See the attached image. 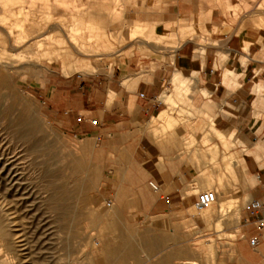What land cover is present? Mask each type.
<instances>
[{
	"label": "rangeland",
	"instance_id": "obj_1",
	"mask_svg": "<svg viewBox=\"0 0 264 264\" xmlns=\"http://www.w3.org/2000/svg\"><path fill=\"white\" fill-rule=\"evenodd\" d=\"M67 1H71L69 2L70 5H62L57 0H43L44 3L42 0H24L26 7L24 8V12L27 16L30 14L29 19H31L30 22L25 23L29 36L27 35L23 42L22 40L18 44L14 42V48L10 45L8 46L9 51L13 54L8 52L7 56H10L11 60H4L10 65L7 73L11 80V84L5 92L9 93L10 98L12 97V101L16 104L17 111L15 114L35 117L41 127V133L44 135L46 144H53L55 150L57 149V152L60 154L58 164L61 172L56 181L68 184L71 186V189L80 190L78 181L80 174H76V176L74 168L79 165L80 160H83L86 163H84L85 168H88L86 169L87 173H96L98 187L89 195L88 202H84V198H76L77 217L72 222L67 221L59 212L55 211L54 213L50 207L55 202L54 199L57 198L59 201V199L63 198V193L59 191V195L61 196L57 197L58 192L53 193L52 182L40 170L43 167L41 161H48L49 156H41L36 159L31 151H27L32 146L31 142L21 145V143L18 144L16 139L11 138L12 136L6 137L9 142L13 143L7 144V142H4V144L0 145H4V148H12L14 151L10 155L12 159L7 164V167H10L12 163H16L15 166H18L21 171L15 173L16 167L14 170L13 166L11 171L12 176L4 175V179L6 180L4 182L2 179L1 182L6 183L10 177L11 181L14 178H21L20 181L18 180L20 183L18 190L21 191V187H24L21 191L22 194L24 193L23 197L19 196L17 198L20 212L15 213L18 209L13 206L15 205L13 198H10L12 203L8 206L14 214L12 219L14 221L13 231L16 233L14 239L17 240L19 238L17 241H21V245H26L23 249L28 248V250L24 251V254L33 250L29 254L40 260L38 264H158L160 259L154 257V254L145 247V241L149 240L152 236L156 237V235L151 233L150 228H144L143 223L133 226L131 220L124 219L120 214V219L115 218L113 221L111 217L109 219L106 216L103 217L101 219L103 222L99 226L94 225L91 221V214L93 212L98 215L111 213V209L107 205L110 201L113 203L112 208L119 206L118 194L113 190L114 187L112 189L109 187L110 185L112 186L113 182H117L119 178L118 164L136 161L135 158L140 157L139 151H137L138 148L140 149L141 146L149 148L153 146L154 148H159L162 152L176 150L184 153L190 157L191 164L204 165L206 173L202 177L207 179L206 183L213 182L208 187L206 185H199L191 189L188 193L191 197L190 201L192 200L191 209L187 213H184L179 220L180 225L190 233V251L194 250L197 251L196 254L198 253L194 258L196 264H259V261L244 260L243 257L237 254V249L239 248L252 253L242 242L247 243L248 247L253 250L258 248L250 245V239L254 236L262 239L261 245L264 243V227H260V230L257 227L250 231L247 230L248 226L253 225V223H247L249 215L248 207L253 201L254 194L260 189L259 182L258 180L254 181L256 176L250 173L248 168L250 180L248 181V185L245 186L244 178L240 170L238 171L237 163H234L237 172L234 173L229 161H224L222 158L225 155L231 156L233 159L244 158L247 167L256 163L261 168H264V157L257 159L254 154L250 153L251 150L256 148V143L264 139V119L260 120L259 116L264 111V108L257 107L254 104L257 121L250 124V129H241L235 123L228 122L234 115V108L220 109L214 102H211V91H208L203 86L205 81L201 75L194 72H183L190 81L188 85L192 84L183 100L173 105H165L164 103L166 102L163 100L167 95L173 96V93H175V85L172 79H174L179 69L174 68L173 64L176 62L179 48L186 43H191V46H194L196 50V55L204 58L209 51L208 49L216 48L215 46L218 43L211 38L210 33L204 27L189 26L182 23L173 29L156 30V26L150 20V0ZM118 3L120 4L118 5ZM79 4L82 8H80ZM81 4L85 6L83 7ZM238 4L237 6L234 2L228 3V13L238 16L242 13L246 14L249 11L248 16L260 18L256 28H264V23H261V20H264V0H239ZM261 4L262 7L259 9V5ZM46 5L50 6L46 7ZM75 6L77 8H75L76 11L74 10ZM118 6L121 8L119 9ZM18 8V5H16L14 12H17V16L11 17L9 26H12L15 21L19 22ZM116 9L118 10L117 12L122 9L123 13L120 11L117 17L110 15L113 14L112 10L116 12ZM244 11L246 12L244 13ZM79 13L87 22L96 23L98 26L104 28L111 42V46L108 47L109 49L96 46L94 34L87 31L84 33V37L88 40L90 52L81 54L76 51L75 46L70 42L71 37L67 30L68 25L72 21L73 14L80 15ZM58 16H61V19ZM34 21L38 24L34 23ZM41 21H43L42 24ZM138 25L141 34H138L137 38H133L132 40L130 39V33ZM30 26L32 27L31 30ZM19 29H15L16 37H18ZM141 30H144V33ZM115 37L118 40H115ZM41 41H44L43 47ZM35 47L37 48L35 49ZM93 48H96L94 49L95 52L91 50ZM53 52L59 53H56V55ZM71 52L73 54L70 55ZM30 53L32 55L36 54L38 61L28 62L31 57ZM95 53L97 55H94ZM14 54L15 56H13ZM50 55L51 58L48 59ZM217 56L214 69L220 70L224 75V68L230 65L236 74L233 77L234 79L231 78L230 84L226 85L238 88L240 86V79L244 78L242 71L234 67L230 62L228 54L217 53ZM25 58L27 59L25 60ZM245 59H241L242 62H246L244 66L249 61ZM4 61H0V68L6 67ZM87 61L90 62V66L87 65V67L82 68L83 64H88ZM107 79H114L122 86H125V88H128L130 83H132L131 81L134 82L136 79H139V82L143 81L157 85L158 91L154 97L157 109L150 113L142 127L134 128L136 126L126 125L124 129L113 131L111 134L109 132L100 134L80 131L78 115L71 118V120L73 119L72 122H74L73 125L77 127L69 128L64 126L61 121L66 111L64 96H75L78 93H85L88 85L96 84L99 86ZM128 80L129 83L126 82ZM114 97V94L110 96V102H112ZM204 105H211L213 108L205 114L201 111ZM164 109L168 110V116L159 120H153V117H157ZM137 114H140V108H137ZM169 115L171 116L169 117ZM216 129L226 135L224 140L218 136ZM141 134L144 136L143 139L142 137H138ZM245 136H247L245 139L248 140H246L247 145H241L238 140L244 139ZM244 150H247V152H243ZM199 156L203 157L198 158ZM1 162L2 159L0 157ZM21 173H23L24 177H21ZM81 176L86 177V174L81 173ZM220 177L224 185L220 183ZM99 187L100 190L98 189ZM205 191H216L215 193L219 199V202L215 205V209H217L215 210L216 214L214 213L208 221L200 218L199 213L194 208L196 194ZM1 198L3 199L0 194V204L5 202L3 204L7 205V201L4 200L5 198L3 200ZM219 204H223L224 207L219 206ZM222 209H224V212ZM217 214H224V216L221 215L222 217H219ZM21 216L23 220H21ZM218 221H221L220 224L222 226L217 223ZM21 235L27 236L22 237ZM29 240L34 242V244L29 242ZM130 240L131 242H129ZM106 244L107 247H112V254H103L102 249H104ZM33 246L36 247L33 248ZM211 246H213L215 253L206 255L205 251ZM40 247L43 250H40ZM140 247H145L147 254L153 256L150 261L147 260L146 256L142 255ZM128 248H136L138 250L137 259L129 254ZM34 253L36 254L34 255ZM199 253L202 254L199 255ZM107 256L110 257L107 258ZM24 261V264H29L27 261H30V257ZM182 263L185 262H178L176 264Z\"/></svg>",
	"mask_w": 264,
	"mask_h": 264
},
{
	"label": "crops",
	"instance_id": "obj_2",
	"mask_svg": "<svg viewBox=\"0 0 264 264\" xmlns=\"http://www.w3.org/2000/svg\"><path fill=\"white\" fill-rule=\"evenodd\" d=\"M233 2L239 5V0H150L149 10L151 23L158 31L173 29L182 23L207 29L211 38L218 43L216 48H209L202 58L196 55L191 43H186L177 51L173 67L182 73H199L205 81L203 86L211 91V102L220 109L233 107L234 115L228 122L245 130L257 121L254 109L257 95L254 88L257 84L264 85V28H256L260 18L248 16L249 11L238 16L229 14L227 4ZM246 45H249L248 50ZM217 53H229L230 62L242 71L244 78L240 79L238 88L226 85L224 75L214 69ZM242 58L249 60L246 66L242 64ZM157 91V85L143 81L130 83L125 88L118 81L107 79L99 86L88 85L85 93L64 96L66 111L61 121L64 126L75 128L77 126L73 125L71 118L78 115L80 131L100 134L120 131L126 125L142 127L150 113L157 109L154 100ZM112 94L115 97L110 102ZM207 107L210 110L213 108L204 105L202 109ZM137 108H140V114H137ZM259 116L263 120L264 111ZM138 137L144 138L143 134ZM137 151L140 157L135 158L136 161L118 164L119 178L109 186L111 189L114 187L113 190L118 194L120 215L131 220L133 226L143 223L144 228H150L151 233L156 235L145 243L151 246L154 257L160 259L158 264L187 262L191 258L190 233L180 225L179 220L191 209L192 200L187 193L195 186L208 183L202 177L206 168L204 165L191 164L190 157L176 150L162 152L153 146H141ZM248 168L256 176L254 179L258 180L260 187L252 200L264 204V168L256 163ZM151 182L158 183L159 192L152 189ZM262 219L264 211L259 215H248L247 223L253 225L248 226L247 230L255 227L259 229V220ZM242 244L255 255H260L259 260L264 262V243L254 250L247 243Z\"/></svg>",
	"mask_w": 264,
	"mask_h": 264
},
{
	"label": "bare ground",
	"instance_id": "obj_3",
	"mask_svg": "<svg viewBox=\"0 0 264 264\" xmlns=\"http://www.w3.org/2000/svg\"><path fill=\"white\" fill-rule=\"evenodd\" d=\"M35 1V0H34ZM50 1V0H48ZM59 3H61L62 5H70L69 2L71 1H67V0H57ZM82 1V0H81ZM97 1V0H96ZM109 1V0H108ZM118 1V0H117ZM116 1V3H117ZM43 2V0H42ZM79 2V1H78ZM104 2V1H103ZM113 2V1H112ZM44 3V2H43ZM46 3V1H45ZM74 3V2H73ZM42 4V3H41ZM52 4V3H51ZM120 3H118L119 5ZM125 4V3H124ZM123 4V5H124ZM18 5V9H19V12H18V18H20L19 22L17 23L15 20L14 24H12V26H9V20H11V17H15L17 16V12L15 13L14 12V8L15 6ZM28 5V4H27ZM36 5V4H35ZM43 5V4H42ZM82 5V4H81ZM32 6V5H30ZM34 6V5H33ZM47 6H50V5H46ZM80 6V4H79ZM83 7L85 6L84 4L82 5ZM121 6V5H120ZM45 7V6H44ZM52 7V6H51ZM66 7V6H65ZM64 7V8H65ZM73 7V6H72ZM71 7V9H72ZM262 7V4L259 5V9ZM24 8L25 7V4H24V0H0V61H9L11 60L10 56H7V53L8 52H11L9 51V48L8 46L10 45L11 47L14 48V42H20V40H23L27 37V35L29 34L28 33V29H26L25 27V23L27 22H30L31 19H29V15L27 16L24 12ZM31 8V7H30ZM50 8V7H49ZM63 8V7H62ZM76 6L74 7V10H75ZM80 8H82L80 6ZM104 8V7H103ZM119 8V6H118ZM121 8V7H120ZM119 8V9H120ZM258 8V7H257ZM29 9V8H27ZM53 9V8H52ZM54 9H56L54 7ZM68 9V8H67ZM77 9V8H76ZM88 9V8H87ZM264 9V8H263ZM26 10V9H25ZM69 10V9H68ZM90 10V9H88ZM122 10V9H121ZM120 10V11H121ZM50 11V9H49ZM76 11V10H75ZM79 11V10H78ZM84 11V10H83ZM86 11V10H85ZM108 11V10H107ZM113 11V12H112ZM111 12L113 14H110V15H114V16H118L120 11L117 12L118 10L116 9V12H114V10H112ZM52 12V11H50ZM55 12V11H54ZM96 12V11H95ZM122 12V11H121ZM258 12V11H257ZM33 13V12H32ZM38 13V12H37ZM44 13V12H43ZM53 13V12H52ZM77 13V12H75ZM82 13V11H81ZM85 13V12H84ZM123 13V12H122ZM72 14V13H71ZM80 14V13H79ZM83 14V13H82ZM86 14V13H85ZM32 15H35V14H32ZM39 15V14H38ZM58 15V14H57ZM46 16V15H44ZM43 16V17H44ZM86 16V15H85ZM35 17V16H34ZM42 17V16H40ZM57 18V16H55ZM59 17V16H58ZM61 17V16H60ZM59 17V19H61ZM111 17V16H110ZM121 17V16H120ZM16 17V19H18ZM31 18V17H30ZM52 18V17H51ZM62 18H63V15H62ZM66 18V17H65ZM69 18V17H68ZM113 18V17H112ZM119 18V17H118ZM116 18V19H118ZM48 19H50V17H48ZM53 19V18H52ZM87 19V18H86ZM93 19V18H92ZM13 21V19H12ZM54 21V20H53ZM66 21V20H64ZM94 21V20H93ZM36 21H34L35 23ZM43 21H41V24H42ZM51 22V21H50ZM56 22V21H55ZM37 23V22H36ZM261 23H264V20H261ZM38 24V23H37ZM134 24V23H133ZM29 25V24H28ZM40 25V24H39ZM62 25V24H61ZM100 25V24H99ZM36 26V25H34ZM33 26V27H34ZM38 26V25H37ZM60 26V25H59ZM64 27V25H62ZM39 27V26H38ZM146 27V26H144ZM262 27V26H261ZM17 28H20L19 29V34H18V37L15 36V29L17 30ZM31 26H30V30H31ZM48 28V27H47ZM60 28H62L60 26ZM147 28V27H146ZM144 28V29H146ZM142 29V27H141ZM36 30H39V29H36ZM44 30V29H43ZM49 30V29H48ZM47 30V31H48ZM66 30V29H65ZM42 31V30H41ZM58 31V30H57ZM69 31V36L71 37V41L72 44L75 46L76 48V51L79 52V53H88L90 52L89 51V46H88V43H87V39L86 37H84V33H86L87 31L90 32L91 34H94L95 36V40H96V46H98L99 48H108L109 46H111V42L109 41V38L107 36V34L105 33L104 31V28L101 27V26H98L96 23H93V22H87L85 20V18L83 16L80 15H74L72 16V21L70 22V24L68 25V30ZM142 31V30H141ZM144 31V30H143ZM142 31V33H144ZM39 33V32H38ZM50 33V32H49ZM53 33V32H52ZM90 34V35H91ZM109 34V33H108ZM138 34L140 35V27L139 25L138 26H135L134 29L131 31L130 33V39L133 40V38H137ZM41 35V34H40ZM66 35V34H65ZM29 36V35H28ZM42 36V35H41ZM50 36V35H49ZM55 36V35H54ZM113 36V35H112ZM119 36V35H118ZM123 36V35H122ZM57 37V35H56ZM62 37V36H61ZM125 37V36H124ZM48 38V36H47ZM116 38V37H115ZM119 38V37H118ZM28 40V39H27ZM32 40V39H31ZM38 40V39H37ZM62 40V39H61ZM60 40V41H61ZM67 40V39H65ZM93 40V39H91ZM114 40V39H113ZM112 40V41H113ZM115 40H118L117 38ZM51 41H52V38H51ZM64 41V39H63ZM121 41V40H120ZM30 42V41H28ZM41 45L43 44L44 41H41ZM59 42V41H57ZM67 42V41H66ZM94 42V41H93ZM92 43V42H91ZM40 44V43H39ZM60 44V42H59ZM90 44V43H89ZM29 45V44H28ZM91 45V44H90ZM37 46L39 47V45L37 44ZM47 47H49L48 45H46ZM112 46H113V43H112ZM43 47V45H42ZM46 47V48H47ZM91 47V46H90ZM93 47V46H92ZM180 47V46H179ZM246 50L249 49V45H246ZM37 47H35L36 49ZM41 48V47H40ZM38 48V49H40ZM74 48V47H73ZM28 49V48H26ZM96 48H93L91 50H94ZM109 49V48H108ZM112 49V48H111ZM14 50V49H12ZM25 50V49H24ZM30 50V49H29ZM48 50V49H47ZM101 50V49H99ZM50 51V50H48ZM64 51V49H63ZM98 51V50H97ZM37 52V51H36ZM40 52V51H39ZM95 52V50H94ZM101 52V51H100ZM98 52V53H100ZM175 52V51H174ZM247 52V51H246ZM12 53V52H11ZM55 53V52H53ZM53 53H51L53 55ZM57 53V52H56ZM55 53V54H56ZM59 53V52H58ZM57 53V54H58ZM93 53V52H92ZM91 53V54H92ZM13 54V53H12ZM19 54V53H17ZM26 54V53H25ZM56 54V55H57ZM73 54L72 52L70 53V55ZM229 54V53H228ZM31 57L29 58L28 62H33V61H38V56H36V54L32 55V53H30ZM39 55V54H37ZM94 55H97L96 53ZM102 55V54H101ZM106 55V54H105ZM15 56V54L13 55ZM19 56V55H18ZM24 56V55H23ZM29 56V55H28ZM89 56V55H88ZM12 57V56H11ZM17 58V57H15ZM51 58V55L48 59ZM67 58V57H66ZM80 58V57H79ZM78 58V59H79ZM92 58V57H91ZM101 58V57H100ZM18 59V58H17ZM24 60V58H22ZM27 58H25L26 60ZM56 59V58H55ZM226 59V58H225ZM73 60V59H72ZM82 60V59H81ZM85 60V58H84ZM246 60V59H245ZM51 61V60H50ZM61 61V60H60ZM74 61V60H73ZM72 61V62H73ZM89 61V60H88ZM88 64H83L82 65V68L83 67H87L90 66V62H88ZM5 62V61H4ZM27 62V63H28ZM71 62V63H72ZM80 63V61H78ZM19 63V62H18ZM26 63V64H27ZM41 63V62H40ZM78 63V64H79ZM245 61L242 62L243 65H245ZM74 64V63H72ZM5 65L6 67L4 68H0V144H4V142H7V144H10V143H13V142H9L8 141V137H11L13 139H16L18 141V144L21 143L24 144V143H27V142H31L32 146L30 148L27 149V151H31L32 154L35 156V158H40L41 156H46L48 157V161H41V165L43 166L42 168H40V170H42V174L48 178L50 180L51 185L53 186V193L54 192H58V196H61L59 195V191L62 192L61 194L63 195L62 199L58 201V199H54L55 202L53 204H51V209H53L52 211H57L60 213V215L64 216V219L66 218V220L69 222H72L76 219L77 217V214H76V203H75V200L76 198L78 197H81V198H84V202L87 201V199L89 198V195L91 193L94 192V189L98 187V180L96 179V173L95 174H90V173H87V170L88 168H85L84 166V161L83 160H80L79 161V165L74 168L75 170V175L76 174H80V178L78 179L79 181V186H80V190L79 189H71L68 184H65V183H59L56 181V178L59 177L60 175V168H59V160H60V154L57 152V149L55 150V147L53 146V144H46V140L44 139V135H42L41 133V127L40 125L38 124V122L36 121V118L35 117H31V116H25L24 114H20V115H17L15 114L16 111H17V107H16V104L14 101H12V97L10 98V95L8 92H5V90L10 86L11 84V80H10V77L8 75V69L10 68V65L9 63L5 62ZM69 65V64H68ZM77 65V64H76ZM75 66V64H74ZM92 66V65H91ZM30 68V67H29ZM77 68V67H75ZM67 69V68H66ZM85 69V68H84ZM68 70V69H67ZM15 71V70H13ZM71 71V70H70ZM73 71V69H72ZM16 72V71H15ZM17 73V72H16ZM22 73V72H21ZM67 73V71H66ZM68 74V73H67ZM235 71L233 70V68L230 66V65H227L225 68H224V83L225 84H230V81L232 80L231 78H233L235 76ZM174 75V74H173ZM237 76V75H236ZM174 77V76H173ZM234 79V78H233ZM137 80V79H136ZM131 81L132 84H138L139 82V79L137 81ZM129 83V81H126ZM172 82L173 84L175 85V93H173L174 95L173 96H170V95H167V97H165V102L168 104V105H173V104H176L178 103V101L180 100H183L185 98V95H186V92H188L187 90L189 88H191L192 84L188 85L189 84V80L188 78L181 72V71H178V73L175 75L174 79H172ZM232 83V82H231ZM232 85V84H231ZM234 85V84H233ZM252 89V88H251ZM254 93L257 95V100H255V106L257 107H263L264 108V85L262 84H257L254 88ZM164 95V94H163ZM163 98V97H162ZM11 99V101H10ZM26 106V105H25ZM210 108L207 107V108H204V109H201V111L205 114H207L209 111ZM32 111V110H31ZM166 116H168V110L164 109L157 117L153 118V120H159L160 118H166ZM171 115H169L170 117ZM172 118V117H171ZM167 122V121H166ZM165 122V123H166ZM169 123V122H167ZM42 124V123H41ZM233 128V127H232ZM217 130V134L218 136L224 140L226 138V135L221 132V131H218ZM223 131V130H222ZM48 136V135H47ZM7 137V138H6ZM247 136L244 137V139H241V140H238L239 143L241 145H247V139H245ZM247 140V141H246ZM12 141V140H10ZM15 142V141H14ZM231 142V141H230ZM250 142V141H249ZM88 143V142H87ZM17 144V143H16ZM29 145V144H28ZM249 145V144H248ZM255 145V144H253ZM8 146V145H7ZM18 148V147H17ZM16 148V150H17ZM20 149V147H19ZM24 149V148H23ZM26 150V149H25ZM22 151V150H21ZM24 151V150H23ZM25 152V151H24ZM243 152H247V150H244ZM14 151L12 148H4V145H0V157L2 159V162L0 163V194L1 196L3 197L4 200H6V204L7 205H4L2 200V204H0V264H24L26 259H28L30 257V261H27V263L29 264H38L40 262V260H38L36 257H32L31 254V250L30 252L28 251L27 254H24V251L28 250V248L26 247V249H23V247H25L26 245H21L22 242H18L17 240H15V236H16V233H14L13 231V224H14V221L12 220L13 219V213H12V209L8 208V206L10 205V203H12V201H10L11 199L10 198H13V201L15 202L13 205L16 209H18L20 207L19 205V201L17 198H19V196L22 198L23 197V194L21 193V191L23 190V186L21 187V191L18 190L20 188V183L18 182V180L20 181L21 178L19 179H15L13 181H11V177L7 179L6 183H4L6 179H4V175H7V176H12V167L14 166V170H15V167H16V170H15V173L17 172H20V168L18 166H15L16 163H12L10 167H7V164L10 162V160L12 159V157H10L11 154H13ZM30 153V152H29ZM250 153L254 154L256 156L257 159H261L264 157V139H262L260 142L256 143V148L251 150ZM20 154V153H19ZM225 154V153H224ZM48 155V156H47ZM28 156V155H27ZM215 157V155H214ZM212 160V159H211ZM222 160L224 161H229V164L230 166L232 167V170L234 173H237L236 170H235V167L236 165L234 163H237V167L239 168L238 171L240 170V172L242 173V176L244 178V185L247 186L248 185V181L250 180L249 179V176H248V167L246 165V161L244 158L242 159H233L231 156H223ZM36 163V161H35ZM37 164H40V163H37ZM86 164V163H85ZM228 165V164H227ZM39 166V165H38ZM88 166V165H87ZM237 169V168H236ZM102 170V169H101ZM4 172V173H3ZM81 173H85L86 174V177H82L81 176ZM26 174V173H25ZM24 174V175H25ZM41 174V175H42ZM211 174V173H210ZM213 174V173H212ZM220 175V174H219ZM23 176V173H21V177ZM77 176V175H76ZM222 176V175H221ZM24 177V176H23ZM13 178V177H12ZM3 179V183L1 182ZM220 180V183H222V178L220 177L219 178ZM16 181V182H15ZM77 181V180H76ZM254 181H256V179H254ZM71 182V181H70ZM152 184H154L153 182H151ZM150 183V186L152 187ZM219 183V182H218ZM22 184V183H21ZM212 183L208 182L206 184V187L212 185ZM73 185V184H71ZM157 189H155L154 187H152V189L155 191V192H159V187L154 184ZM215 185V184H214ZM224 185V184H223ZM25 186V185H24ZM210 188V187H209ZM100 190V187L98 188ZM20 191V192H19ZM218 191V190H217ZM19 192V194H18ZM214 192V191H212ZM216 192V191H215ZM214 192V193H215ZM55 193V194H56ZM188 194V193H187ZM216 194V193H215ZM217 195V194H216ZM55 196V195H54ZM16 198V199H15ZM22 201V200H21ZM45 201V200H44ZM43 201V202H44ZM88 202V201H87ZM219 202V199H218V196H217V201L215 204H213L211 207H209L208 209H204L202 211H197L199 213V216L200 218L208 221L212 218V215L215 213V205ZM83 203V202H82ZM85 204V203H84ZM113 204V203H112ZM112 204L110 206V209H111V213L110 214H106V215H98L96 214L95 212H93L91 214V221L94 225L96 226H99L102 224L103 221H101V219H103V217H111L113 218L112 221L115 219V218H118L120 219V216H119V208L118 207H114L112 208ZM224 204V203H223ZM223 204H219V206H223ZM81 205V203H80ZM86 205V204H85ZM229 205V204H227ZM23 206V205H22ZM47 207V206H46ZM80 207V206H79ZM224 207V206H223ZM22 208V207H21ZM36 208V207H35ZM195 208V207H194ZM227 208V207H226ZM15 209V210H16ZM20 209V208H19ZM17 210L15 213H17L18 211L20 212V210ZM37 209V208H36ZM46 210V209H45ZM219 210V209H218ZM221 210V209H220ZM224 209H222L223 211ZM51 211V213H53ZM18 212V213H19ZM22 212V211H21ZM47 212V211H45ZM217 212V211H216ZM224 212V211H223ZM31 213V212H30ZM57 213V214H59ZM220 213V212H219ZM21 214V213H20ZM81 214V213H80ZM103 214V213H102ZM105 214V213H104ZM216 214V213H215ZM219 215V214H217ZM224 216V214H221ZM219 215V217L221 216ZM38 216V215H37ZM196 216V215H195ZM58 217V215H57ZM218 217V218H219ZM222 217V216H221ZM24 218V217H23ZM28 219V218H27ZM32 219V218H31ZM40 219V218H39ZM43 219V218H42ZM55 219H56V216H55ZM58 219V218H57ZM63 219V220H64ZM21 220L22 219V216H21ZM37 220V219H36ZM106 220V219H105ZM222 220V218H221ZM16 221V220H15ZM32 221V220H31ZM166 221V220H165ZM194 221V220H193ZM223 221V220H222ZM50 222V221H49ZM54 222V221H53ZM221 222V221H220ZM220 222L218 221L217 223L220 224ZM18 223V222H17ZM26 223V222H24ZM32 223V222H31ZM59 223V222H58ZM160 223V222H159ZM216 223V224H217ZM34 224V223H33ZM162 224V222H161ZM111 225V224H110ZM151 225V224H150ZM222 226V224H220ZM17 226V225H16ZM25 226V225H24ZM106 226V225H105ZM220 226V227H221ZM224 226V225H223ZM23 227V226H22ZM30 227V226H29ZM111 228V227H110ZM161 228V227H160ZM37 231V230H36ZM40 231V230H39ZM70 231V230H69ZM32 232V231H31ZM54 232V231H53ZM18 233V232H17ZM118 233V232H117ZM174 233V232H173ZM19 234V233H18ZM17 234V235H18ZM39 234V233H38ZM43 234V233H42ZM176 234V233H175ZM174 234V235H175ZM28 235V234H27ZM27 235L25 236H22V237H26ZM51 235V233H50ZM20 237V236H19ZM122 237V236H121ZM133 237V236H132ZM21 238V237H20ZM33 238V237H32ZM124 238V237H123ZM112 239V238H111ZM26 240V239H25ZM23 241V240H22ZM27 241V240H26ZM105 241V240H104ZM113 241V240H112ZM133 241V240H132ZM188 241V240H187ZM210 241V240H209ZM29 242H31L29 240ZM38 242V241H37ZM131 242V240L129 241ZM128 242V243H129ZM24 243V242H23ZM28 243V242H27ZM26 243V244H27ZM34 244V242H31ZM36 243V242H35ZM39 243V242H38ZM32 244V245H33ZM37 244V243H36ZM35 244V245H36ZM131 244V243H130ZM146 244V243H145ZM40 245V244H39ZM139 245V244H138ZM27 246H29L27 244ZM38 246V245H37ZM43 246V245H42ZM122 246V245H121ZM156 246V245H155ZM31 247V246H30ZM36 247V246H35ZM33 246V248H35ZM143 247V246H142ZM141 248V253L142 255L146 256L147 260L150 261L153 256H149L147 254V252L145 251V247L147 250H150L151 252V246L150 245H146L144 248ZM209 247V246H208ZM108 248V249H107ZM32 249V248H31ZM38 249H39V246H38ZM37 249V250H38ZM129 249V248H128ZM127 249V251L129 252L130 255L134 256L136 259L138 257V250L136 248H130L129 250ZM139 249V248H138ZM30 250V249H29ZM35 250V249H34ZM40 250H43L41 249L40 247ZM53 250V249H52ZM108 250V251H107ZM190 250V249H189ZM36 251V250H35ZM140 251V250H139ZM193 251V252H192ZM190 251V254H191V258L187 259L185 263H182V264H196V262L194 261L195 259V256L198 254H196L197 251H194L192 250ZM38 252V251H36ZM102 252L103 254L106 253L107 255L112 254L113 252V249L111 246L107 247V244L105 245L104 249H102ZM154 252V251H153ZM164 252V251H163ZM182 252V251H181ZM186 252V251H185ZM199 252V251H198ZM201 252V251H200ZM48 253V252H47ZM152 253V252H151ZM188 254V252H186ZM184 253V255L186 254ZM206 255L209 253L211 254H214L215 253V250H213V246H211L209 249H207L205 251ZM36 253H34L35 255ZM202 254V253H199V255ZM237 254L240 255V257H243V259L245 260H249V261H259V264H264V262H261L259 260L260 258V255H255L253 253H249L248 251H245L243 249H237ZM128 255V253H127ZM125 255V256H127ZM189 255V254H188ZM187 255V256H188ZM104 256V255H103ZM111 256V255H110ZM109 256V257H110ZM129 256V255H128ZM193 256V257H192ZM237 256V255H236ZM101 257V255H100ZM107 256V258H109ZM214 257V256H213ZM105 258V257H103ZM166 258V257H165ZM168 258V257H167ZM182 258V257H181ZM180 258V260H181ZM188 258V257H187ZM40 259V258H39ZM123 259V258H122ZM135 259V260H136ZM43 260V259H42ZM46 260V259H45ZM55 261V260H54ZM49 262V261H48ZM182 262V261H181ZM180 262V263H181ZM242 262V261H241ZM52 263V262H51ZM97 264V263H96ZM107 264V263H106ZM123 264V263H122ZM241 264V263H239ZM250 264V263H249Z\"/></svg>",
	"mask_w": 264,
	"mask_h": 264
},
{
	"label": "built area",
	"instance_id": "obj_4",
	"mask_svg": "<svg viewBox=\"0 0 264 264\" xmlns=\"http://www.w3.org/2000/svg\"><path fill=\"white\" fill-rule=\"evenodd\" d=\"M141 97H144V94H141ZM94 125H97L96 122H93ZM152 187H154L155 189H157V187L152 184ZM217 201V195L212 192V191H205V192H200L198 194H196V198H195V203H194V207L197 211H202L204 209H208L209 207H211L213 204H215ZM112 204V201H110L107 205L108 207H110ZM249 215H259L260 213H262L264 211V204L259 201V200H253L249 207ZM260 227H264V219L259 220ZM262 243V239L258 236H254L250 239V244L253 247H258L260 246Z\"/></svg>",
	"mask_w": 264,
	"mask_h": 264
}]
</instances>
